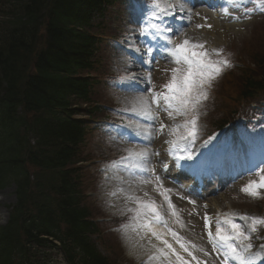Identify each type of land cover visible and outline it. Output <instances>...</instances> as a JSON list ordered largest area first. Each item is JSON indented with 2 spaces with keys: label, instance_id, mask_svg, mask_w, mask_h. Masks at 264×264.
Instances as JSON below:
<instances>
[{
  "label": "rangeland",
  "instance_id": "obj_1",
  "mask_svg": "<svg viewBox=\"0 0 264 264\" xmlns=\"http://www.w3.org/2000/svg\"><path fill=\"white\" fill-rule=\"evenodd\" d=\"M1 1L0 7L3 12H7L13 0ZM147 1L150 0H131L128 6L121 3L110 6L103 18L97 21L99 29L104 31V38L101 39L102 49H100V55L103 58L101 65L103 71L99 77L104 81L109 75L111 85L110 87L106 83L101 85L93 95V99L101 107V112L98 113L100 116H106L129 127L134 125L136 130L148 131L147 135L152 133L153 138L138 148L137 145H132L131 141L130 143L127 140L117 142L111 135H107L108 137L101 136L99 131L93 129L88 134L86 146H84L86 162L83 166V173L85 189L88 194L86 202L89 204L94 218L99 221L102 231L100 240L102 249H108L117 263L126 261L124 264H132L131 261H135L129 256L128 251L133 249V246L145 244L150 239L158 241L151 236V233H145L144 230L134 231L131 226L124 231L121 230L122 225L133 223L134 213L128 210L138 206L135 197L143 201H154L159 205V211L167 221L168 228L175 230L186 241H191L206 249L207 256L203 252L194 251V254L201 261H204V264H221L222 257L208 244L204 235L202 226L204 207L209 208L207 211L213 214L216 228L217 219H223L226 214L264 216V196L259 199L251 198L241 191L242 186L249 180L258 179L256 173L232 182L219 192H212L199 200H195L196 198L192 194L185 195L179 187L170 182L168 176L162 175L160 171L161 162L173 155V152L170 151L169 142L172 136L180 140L179 137L185 134L186 130L182 125L186 117L179 114L169 117L163 101L156 104L151 100L153 92L167 91L163 86L171 79L172 73L171 68L163 64V61L156 63L153 68L146 69L143 66L145 64L143 44L150 45L154 49L153 54L155 50L160 49V43L150 44L146 40V38L150 39L148 34H140L141 28H147L152 23L150 13L147 14L146 19L139 14V9L148 12L146 10ZM261 18L264 16L260 18H257L256 15L247 16L241 23L220 21L217 23L216 31L213 30L217 32L219 39L215 48L222 49V53L219 56L213 54L212 58H227L231 66L224 67L222 73L207 88L208 98L201 102L198 109V119L207 123L210 130L213 129L211 132L227 118L230 120L233 111L239 110L242 115L247 113L248 102L240 99L238 90L242 88L245 77H250L249 67L255 68L256 65L264 62V19ZM207 20L202 22L207 23ZM204 29L211 33L208 25L203 26L202 30ZM207 40L200 41L206 42V47L209 50L213 49L211 43H216L214 36L209 34ZM182 41L183 39L179 43ZM254 61L256 62L255 65ZM181 68L186 69V67ZM257 71L255 75L263 73L261 68H258ZM149 76L151 77L150 80L148 79ZM255 77L258 78L259 76ZM140 98L148 100L155 119H147L138 110L133 111V109L139 108ZM158 113L160 119L157 117ZM161 125H165L163 131L159 130ZM176 126L181 127L177 134H173L170 130ZM203 136L204 133L198 120L196 142L200 145H204V141L207 140ZM212 143L206 147L209 149L213 145ZM129 149L133 151L146 149L149 156L144 167L154 169V171L147 172L140 168L125 167L121 173L127 176L128 181L122 183L121 180H107L113 171L111 169L108 171L106 164L129 165L130 161L121 159L127 156ZM156 177L160 178L162 187H158ZM164 189L171 190L167 194L178 210L181 218L179 223L176 217L171 214L168 203L160 194ZM191 201H195V204L193 205ZM14 203L13 186L10 185L4 190H0V224L7 221L8 213L6 210ZM153 227L158 232H165L157 223L153 224ZM166 233V239L173 248L184 256L189 264H196L170 233ZM262 238H264V226L258 233L253 234V249L256 251L259 250V245L263 241ZM153 264H157V262H153Z\"/></svg>",
  "mask_w": 264,
  "mask_h": 264
},
{
  "label": "trees",
  "instance_id": "obj_2",
  "mask_svg": "<svg viewBox=\"0 0 264 264\" xmlns=\"http://www.w3.org/2000/svg\"><path fill=\"white\" fill-rule=\"evenodd\" d=\"M118 1L13 0L0 20V177L19 185L18 207L0 229V264L48 239L41 236L62 237L64 223L74 238L86 237L88 211L73 168L81 140L75 115L92 94L85 71L97 64V20ZM102 259L93 256L92 264Z\"/></svg>",
  "mask_w": 264,
  "mask_h": 264
},
{
  "label": "snow or ice",
  "instance_id": "obj_3",
  "mask_svg": "<svg viewBox=\"0 0 264 264\" xmlns=\"http://www.w3.org/2000/svg\"><path fill=\"white\" fill-rule=\"evenodd\" d=\"M164 6H161V3ZM231 3L244 5L243 15L247 17L251 13L259 10L264 11V0H229ZM254 3L256 8L246 7L247 4ZM175 5L171 4L170 0H152V19L157 23H151L147 28H141L140 34L146 35L149 29L152 30L153 37L165 41V45L160 46V50L167 53V57L172 59L177 65H185L186 69L176 67L171 69V79L163 87L167 91L153 92L151 100L153 103L160 104L164 102L165 110L169 117L179 114L186 117L182 127L186 130L184 135L179 137L180 140H186L188 144H194L198 132V109L203 100L208 98L207 88L212 82L222 73L224 67H230V61L225 59H213L215 54L219 56L222 49H208L206 42L198 41L193 38L185 37L182 42L176 43L171 35L175 34L178 29H175L170 20L166 17L176 18L174 11ZM197 27H202L198 25ZM209 27H211L209 25ZM146 54L151 57L154 49L148 47L145 50ZM151 63V60L147 61ZM150 80L151 77L149 76ZM139 113L147 119H155L151 106L146 98H140L139 108L133 111ZM181 126L173 127L170 131L177 134ZM165 125L160 126V131H163ZM215 136H210L204 141V146L212 143ZM169 143H175L170 141ZM215 147V146H213ZM179 149H170L173 154ZM212 149H209L211 152ZM184 155L175 156L177 160L188 161L183 165L189 170H196L208 163V153H202L197 156L196 152L191 147L183 149ZM149 153L146 149L140 151L128 150L127 156L122 160L130 161L129 167L140 168L142 171L151 172L154 169L144 167L147 162ZM264 151L257 161H249L247 166L243 168L245 172L255 171L258 179L249 180L241 191L251 198L259 199L264 196ZM165 168L168 165H164ZM241 173H238V175ZM158 187H162L160 178L156 177ZM171 190L164 189L160 194L168 203V208L171 214L176 217L177 222L181 221L178 210L172 204L169 195ZM137 207L128 211L134 213L131 225H122L121 230L124 231L130 226L134 231L144 230L145 233H151V236L161 241V247L152 245L155 249L144 261L143 264H189V261L184 258L179 252L173 248L172 244L164 238V233L158 232L154 227V223H163L167 225V221L159 211V205L154 201H143L135 198ZM194 205L195 201H191ZM205 228L208 230V239L213 246V250L218 255L222 256L221 264H264V243L259 245V250L252 251L254 245L252 243L253 234L259 232L264 226V216L248 215V214H226L223 219H217L215 234L211 231L212 218L205 213L204 215ZM239 221V222H238ZM168 232L180 244V247L187 252L196 264H204L195 254L194 251L203 252L208 255L206 249L196 245L191 241H186L175 230L169 228ZM259 238V237H258ZM174 257V259H173Z\"/></svg>",
  "mask_w": 264,
  "mask_h": 264
},
{
  "label": "bare ground",
  "instance_id": "obj_4",
  "mask_svg": "<svg viewBox=\"0 0 264 264\" xmlns=\"http://www.w3.org/2000/svg\"><path fill=\"white\" fill-rule=\"evenodd\" d=\"M204 1L209 2V0H204ZM221 17H222V13H218L216 16V19L219 20V18H221ZM216 26H217V22H216V24L212 25L211 33L207 30L197 31L195 28L183 29V35L185 37L193 38L195 40L197 39L199 41L200 40L205 41V40H207L208 35L211 34L212 36H214V42H218L219 39L217 36V32H214V31H216ZM152 245H157L158 247L163 246L161 242L150 239L145 244H142L139 246H133V249H131L129 251V254L133 257H136L137 259H141L142 257H144L145 255L148 254V251H145V250H153L154 249L152 247Z\"/></svg>",
  "mask_w": 264,
  "mask_h": 264
}]
</instances>
